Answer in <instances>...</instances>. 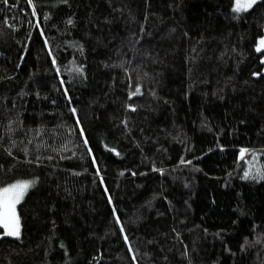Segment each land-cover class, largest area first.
Segmentation results:
<instances>
[{
	"label": "trees",
	"instance_id": "16d2710c",
	"mask_svg": "<svg viewBox=\"0 0 264 264\" xmlns=\"http://www.w3.org/2000/svg\"><path fill=\"white\" fill-rule=\"evenodd\" d=\"M234 2L0 0V188L36 181L0 264H264V0Z\"/></svg>",
	"mask_w": 264,
	"mask_h": 264
},
{
	"label": "snow or ice",
	"instance_id": "6c2138e0",
	"mask_svg": "<svg viewBox=\"0 0 264 264\" xmlns=\"http://www.w3.org/2000/svg\"><path fill=\"white\" fill-rule=\"evenodd\" d=\"M31 4V0H28ZM258 0H235L233 11L240 13L247 11L252 8ZM7 3V0H4ZM35 15V11H33ZM69 24L72 23L71 20L68 21ZM264 49V38H261L256 46L257 51ZM55 63V61H53ZM254 75H259V73H254ZM140 92L139 87H137L136 92L131 95H136ZM134 110V109H133ZM75 112V109L72 110ZM87 144V141H85ZM246 149L241 150V154L246 152ZM249 172H245L244 178H248ZM257 175L260 179H264V173L257 171ZM36 183V181H17L16 183L10 184L6 187L0 188V227L4 229L3 235L10 237H20V219L17 214V205L23 200L25 194L28 190Z\"/></svg>",
	"mask_w": 264,
	"mask_h": 264
},
{
	"label": "rangeland",
	"instance_id": "374dc122",
	"mask_svg": "<svg viewBox=\"0 0 264 264\" xmlns=\"http://www.w3.org/2000/svg\"><path fill=\"white\" fill-rule=\"evenodd\" d=\"M234 3H235V2H234ZM261 38H264V33L258 38L257 43H258V41H259ZM257 43H256V46H257ZM261 50H262V49H261ZM261 62H262V71H264V55L261 57ZM17 181H29V180H17ZM17 181H14V182H12V183H9V184H7V185H5V186H3V187H6V186H8V185H10V184H13V183H16ZM3 187H1V188H3ZM3 232H4V229H3L2 227H0V237H1V236H5V235H3Z\"/></svg>",
	"mask_w": 264,
	"mask_h": 264
},
{
	"label": "water",
	"instance_id": "95a60500",
	"mask_svg": "<svg viewBox=\"0 0 264 264\" xmlns=\"http://www.w3.org/2000/svg\"><path fill=\"white\" fill-rule=\"evenodd\" d=\"M260 0H258V2H259Z\"/></svg>",
	"mask_w": 264,
	"mask_h": 264
}]
</instances>
